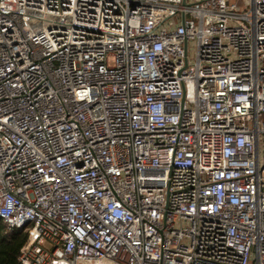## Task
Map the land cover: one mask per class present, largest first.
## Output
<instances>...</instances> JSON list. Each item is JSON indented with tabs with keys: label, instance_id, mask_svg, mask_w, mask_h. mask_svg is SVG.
I'll return each mask as SVG.
<instances>
[{
	"label": "built area",
	"instance_id": "built-area-1",
	"mask_svg": "<svg viewBox=\"0 0 264 264\" xmlns=\"http://www.w3.org/2000/svg\"><path fill=\"white\" fill-rule=\"evenodd\" d=\"M0 221L16 264H264V0H0Z\"/></svg>",
	"mask_w": 264,
	"mask_h": 264
},
{
	"label": "trees",
	"instance_id": "trees-1",
	"mask_svg": "<svg viewBox=\"0 0 264 264\" xmlns=\"http://www.w3.org/2000/svg\"><path fill=\"white\" fill-rule=\"evenodd\" d=\"M26 242V231H14L8 234L0 221V264H16L20 250Z\"/></svg>",
	"mask_w": 264,
	"mask_h": 264
},
{
	"label": "rangeland",
	"instance_id": "rangeland-1",
	"mask_svg": "<svg viewBox=\"0 0 264 264\" xmlns=\"http://www.w3.org/2000/svg\"><path fill=\"white\" fill-rule=\"evenodd\" d=\"M236 3L238 6H249L250 0H228V4ZM174 22H177V18L173 19ZM113 60L110 58L109 63L112 64ZM45 246H47L45 244Z\"/></svg>",
	"mask_w": 264,
	"mask_h": 264
},
{
	"label": "water",
	"instance_id": "water-1",
	"mask_svg": "<svg viewBox=\"0 0 264 264\" xmlns=\"http://www.w3.org/2000/svg\"><path fill=\"white\" fill-rule=\"evenodd\" d=\"M185 5V3H183ZM181 22H184V13H181ZM184 48H186V44H184Z\"/></svg>",
	"mask_w": 264,
	"mask_h": 264
}]
</instances>
